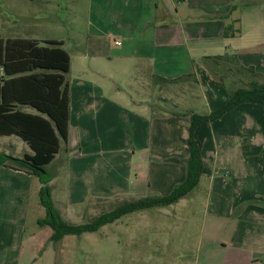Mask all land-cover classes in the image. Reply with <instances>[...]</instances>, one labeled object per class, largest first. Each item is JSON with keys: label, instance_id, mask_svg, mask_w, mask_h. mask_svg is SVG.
<instances>
[{"label": "crops", "instance_id": "obj_1", "mask_svg": "<svg viewBox=\"0 0 264 264\" xmlns=\"http://www.w3.org/2000/svg\"><path fill=\"white\" fill-rule=\"evenodd\" d=\"M68 2L67 38L6 39L60 42L69 57L67 141L50 162L48 186L62 221L79 226L125 203L169 194L185 179L189 116L218 110L232 90L264 86V1ZM10 137L19 139L0 136L11 157L32 154ZM194 138L203 162L198 185L156 208L165 215V208H185L186 223L203 209L201 264H264V105L240 104L202 122ZM39 188L36 178L0 167V216L16 211L0 264L40 262L17 248L24 202Z\"/></svg>", "mask_w": 264, "mask_h": 264}, {"label": "trees", "instance_id": "obj_2", "mask_svg": "<svg viewBox=\"0 0 264 264\" xmlns=\"http://www.w3.org/2000/svg\"><path fill=\"white\" fill-rule=\"evenodd\" d=\"M227 30L224 36H227ZM38 42L25 39L0 38V136H17L32 151L21 158L0 155V167L23 172L40 183L39 204L44 216L38 224L52 230L50 240L59 241L66 235H81L98 231L132 212L176 203L192 192L198 185L203 169L198 142L194 131L202 122L220 119L234 107L250 103L264 105V86L238 88L229 92L226 103L218 110L205 116L191 114L186 145L185 179L165 196L146 197L125 203L99 215L92 222L72 226L59 217L53 207L48 183L53 176L45 167L67 141L68 96L63 74L68 72L69 57L59 46L60 42ZM22 106L32 108L36 113L21 110ZM264 162V146L261 153Z\"/></svg>", "mask_w": 264, "mask_h": 264}, {"label": "rangeland", "instance_id": "obj_3", "mask_svg": "<svg viewBox=\"0 0 264 264\" xmlns=\"http://www.w3.org/2000/svg\"><path fill=\"white\" fill-rule=\"evenodd\" d=\"M241 1L247 5L251 0ZM69 4L68 0H0V37L67 38L71 18L65 8ZM7 141L0 138V154L12 156L13 150L8 147ZM9 141L22 143L15 137H10ZM13 148L15 152H21L17 145ZM50 165L45 167L48 172L53 170ZM27 197L22 243L17 248L23 252L32 251L34 261H40L37 264H201V254H197L204 217L201 207L194 213L193 221L188 223L184 220L185 208H165L169 215L155 208L145 211L143 217L139 214L125 215L96 232L66 235L52 242L51 229L38 224L44 215L38 192L33 189ZM105 209H98L97 212ZM13 213L16 211L5 210L0 216V250L10 248L6 235L15 228L11 223ZM174 213L179 215L177 221L170 217ZM20 261L28 260L22 258Z\"/></svg>", "mask_w": 264, "mask_h": 264}, {"label": "built area", "instance_id": "obj_4", "mask_svg": "<svg viewBox=\"0 0 264 264\" xmlns=\"http://www.w3.org/2000/svg\"><path fill=\"white\" fill-rule=\"evenodd\" d=\"M118 44V43H117Z\"/></svg>", "mask_w": 264, "mask_h": 264}]
</instances>
